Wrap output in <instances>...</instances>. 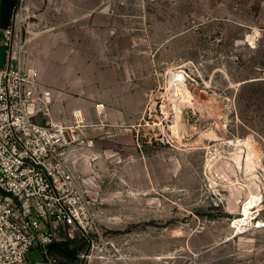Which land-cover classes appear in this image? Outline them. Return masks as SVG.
Listing matches in <instances>:
<instances>
[{
    "label": "rangeland",
    "instance_id": "374dc122",
    "mask_svg": "<svg viewBox=\"0 0 264 264\" xmlns=\"http://www.w3.org/2000/svg\"><path fill=\"white\" fill-rule=\"evenodd\" d=\"M108 1L148 103L79 178L100 233L90 245L61 230L59 263L264 264V0ZM44 20L23 0L13 53Z\"/></svg>",
    "mask_w": 264,
    "mask_h": 264
},
{
    "label": "built area",
    "instance_id": "2783aa9c",
    "mask_svg": "<svg viewBox=\"0 0 264 264\" xmlns=\"http://www.w3.org/2000/svg\"><path fill=\"white\" fill-rule=\"evenodd\" d=\"M12 29L5 34L10 48ZM8 51V64L0 67V264H27L33 248L43 255L38 264H60L49 245L61 230L71 239L80 232L90 245L92 234L100 233L69 161L71 150L89 145L87 121L77 108L71 122H54L39 70L13 66Z\"/></svg>",
    "mask_w": 264,
    "mask_h": 264
},
{
    "label": "crops",
    "instance_id": "0c3cea01",
    "mask_svg": "<svg viewBox=\"0 0 264 264\" xmlns=\"http://www.w3.org/2000/svg\"><path fill=\"white\" fill-rule=\"evenodd\" d=\"M29 1L45 20L19 53L14 51L11 63L39 70L42 86L50 91L54 122H71L74 109L84 112L89 145L71 150L69 161L86 184L85 174L93 171L97 160L111 156L114 146L123 145L127 127L141 119L150 87L134 72L133 39L119 35L111 2ZM18 2L0 0V67L8 64V50L12 51L5 34L13 24ZM49 249L56 256L63 254L55 242Z\"/></svg>",
    "mask_w": 264,
    "mask_h": 264
},
{
    "label": "bare ground",
    "instance_id": "6f19581e",
    "mask_svg": "<svg viewBox=\"0 0 264 264\" xmlns=\"http://www.w3.org/2000/svg\"><path fill=\"white\" fill-rule=\"evenodd\" d=\"M173 73V72H172ZM171 78V77H170ZM176 80V79H175ZM181 82H183V81H181ZM179 83V82H178ZM180 85V84H179ZM180 88H178V86H177V90H179ZM189 91V90H188ZM169 92H170V90H169ZM177 92H179V91H177ZM182 92V91H181ZM187 93V92H186ZM169 94V93H168ZM181 95V94H180ZM170 96V95H169ZM186 98V97H185ZM184 98V99H185ZM186 101V100H185ZM192 102V101H191ZM183 103V102H182ZM182 103H176V105H177V107L178 108H180L181 107V105H182ZM190 103V102H189ZM193 103V102H192ZM186 104V103H185ZM184 106V105H183ZM168 108V107H167ZM177 109V108H176ZM180 112L178 113V115L181 113V110H179ZM168 112V111H167ZM183 112V111H182ZM179 121H180V119H179ZM243 146V145H242ZM245 149V148H244ZM253 162V161H252ZM232 164V163H231ZM241 164H243V163H241ZM238 165V164H237ZM252 165L249 163V165H248V167H251ZM248 170H251V169H248ZM241 171V170H240ZM252 171V170H251ZM221 173V172H220ZM238 173V172H237ZM257 173V172H256ZM255 175V174H254ZM238 176V175H237ZM246 176V175H245ZM256 176V175H255ZM244 178V177H243ZM236 184V183H235ZM245 184V183H244ZM240 186H242V185H240ZM242 188V187H241ZM253 191V190H252ZM251 193V192H250ZM257 196H259V195H255L254 193H251L250 195H249V200L247 201V202H245V204L240 208V210H242V215H248L249 216V214H250V212H251V209L252 208H254L256 205H258V199L259 198H257ZM247 219V218H246ZM238 222H239V224L243 221L242 219H238L237 220ZM236 221V222H237ZM245 222V221H244Z\"/></svg>",
    "mask_w": 264,
    "mask_h": 264
}]
</instances>
